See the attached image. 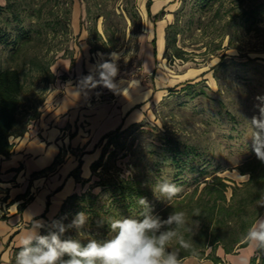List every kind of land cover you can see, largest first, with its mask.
Segmentation results:
<instances>
[{"label": "rangeland", "instance_id": "obj_1", "mask_svg": "<svg viewBox=\"0 0 264 264\" xmlns=\"http://www.w3.org/2000/svg\"><path fill=\"white\" fill-rule=\"evenodd\" d=\"M204 1L0 2V36L3 37L0 67L14 66L27 71L23 76L25 90L21 101L23 121L27 123L33 111L26 108L37 103L38 111L48 90L62 77V60H72L82 51L97 66L99 76L102 64L114 62L119 68L114 81L127 83L140 79L143 86H152L154 79L162 78L163 95L156 101H147V115L140 123L113 136L98 173L90 181L118 176L140 179L151 191L147 201L155 214L171 202L158 199L152 191L163 179L182 186L177 197L188 194L195 185L201 187L215 175L224 178L228 185L227 197L232 186L241 188L237 191L238 198L246 194L241 185L248 174H241L238 166L254 154L248 121L253 116L259 117L264 109V21L244 31L236 30L237 27L228 29L224 24L226 12H234L237 0L215 2L203 11L200 6ZM218 7L221 18L215 14ZM161 9L163 14L154 19L153 15ZM128 11H135L134 20ZM172 22L178 30L175 46L181 50L179 58L173 56L172 46L165 47V27ZM228 30L237 35L228 36ZM153 37L156 56L154 74L150 76V72L144 74L143 66ZM45 67L53 75L52 82H46L38 74ZM104 144L105 140L102 147ZM99 189L96 186L92 191L96 193ZM257 201L249 200L240 220L247 222L262 208L257 206ZM142 210L138 205L132 209V216L139 217ZM127 214L123 212L121 217ZM233 221L231 218L229 225L234 229L228 231L226 241L241 235ZM51 224L48 223L45 232ZM194 232L193 236L185 234L186 238L199 246L196 250L204 248V254L208 253L212 237L201 238L199 223ZM17 252L12 251L10 264H14Z\"/></svg>", "mask_w": 264, "mask_h": 264}, {"label": "crops", "instance_id": "obj_2", "mask_svg": "<svg viewBox=\"0 0 264 264\" xmlns=\"http://www.w3.org/2000/svg\"><path fill=\"white\" fill-rule=\"evenodd\" d=\"M150 45L143 72L151 76L155 59L151 40ZM60 67L62 77L48 90L38 115L29 120L21 134L9 136V154H0V264H10L11 253L19 247V239L30 229L32 220L48 224L69 194L85 189L87 183L76 182L69 175L78 159L80 176L89 178L90 165L100 155L104 134L140 123L147 115V101L163 95L162 78L154 79L152 86H143L140 79H134L127 83L117 80L116 88H107L85 51L72 60H62ZM58 152L62 161L53 170L33 175L50 165ZM255 250L249 244L232 253L218 248V264H239L242 257L249 261ZM184 264L214 262L188 256Z\"/></svg>", "mask_w": 264, "mask_h": 264}, {"label": "trees", "instance_id": "obj_3", "mask_svg": "<svg viewBox=\"0 0 264 264\" xmlns=\"http://www.w3.org/2000/svg\"><path fill=\"white\" fill-rule=\"evenodd\" d=\"M223 1L224 0H205L200 7L204 11L206 8L212 7L215 2L222 4ZM250 1L245 2V0H237L235 2L236 7L234 12H226L227 20L224 24L229 27L228 29L231 27H237L236 30L244 31L252 29V27L258 22L264 21V1ZM148 5L149 1H147L146 6L148 7ZM220 9L221 8L218 7L215 10L217 16H219ZM163 12V9H161L154 14V19H159ZM128 14L131 19L134 20L136 16L135 11H128ZM174 23L175 22H172L165 27V47L168 48L169 45L172 46L174 51L173 56L179 58L181 57V50L177 49L175 46V37L178 30L175 29L176 25H174ZM198 23V25H201L200 18H198ZM226 34L233 37V35H237V32L230 33L228 30ZM23 38L24 36H22L20 40ZM2 41L3 37L0 36V42ZM231 41L232 40H230V42ZM151 44L153 54L156 56L155 37L151 39ZM15 49H17V46ZM12 55L13 54L10 56ZM38 74L41 75L40 78L44 76L43 79L46 82L53 81V75L48 71L47 67H45L44 71H39ZM25 75H27V71H24L23 68L18 69L14 66L0 67V154L5 156L9 154L12 147V143L9 142V136L13 133L21 134L27 125V122L23 121L24 114L23 111H21V101L25 90L23 76ZM40 101L41 100L38 102ZM36 106L37 103H32L26 108L27 111H33L29 120L38 115V111L35 110ZM132 126L134 125L123 129L118 127L104 134L101 140H105V144L101 148L98 159L90 165L91 176L89 178L84 179L80 176V158L78 159L76 167L70 171L69 175L73 176L76 182L81 184L89 183V185L86 189L69 194L61 203L60 209L51 223L60 220L63 223L68 224L75 214L80 211H84L89 219L83 230L84 233L79 234L77 237L76 231L72 229L65 233V237L71 236L73 238L77 237L81 240H86L87 235H92L97 239H106L110 233L108 222L111 219L121 217L123 212L128 213L125 218H136V216H132V209L139 205L137 202L138 198L145 197L148 199L151 197V191L142 185L140 179L118 176V178L116 177L109 180L99 178L97 181L90 182L91 178L98 173L97 169L102 165L101 161L105 153L108 152L106 148L111 144L113 136ZM61 161V153L58 152L50 165L34 172L33 175L51 171ZM238 170L241 174H248L247 180L241 185L244 187L246 194L241 198H238L237 192L239 189L241 190V188H237V186H232L230 188L231 192L229 197H227L226 191L228 185L224 178L215 175L210 181H205L201 187L195 185L188 194L185 193L182 196L177 197L156 213L163 219H166L173 211L183 210L191 217L193 209L199 208L201 210V215L199 217L194 216L192 218L199 222L200 234L202 235L201 238L206 239L207 237H212V239L209 240L210 251L204 254V248L196 250L198 255L195 257L207 258L212 260L214 264H218L221 260L216 255L217 246L220 245L225 253L235 252V248L245 246L247 243L243 239L244 235L249 227L252 226L256 218L264 213V207H262L255 211L247 222L243 219L240 220L244 215L246 208L249 207V200L254 203V201L259 200L261 195L264 194V164H262L256 158L255 154H253L238 166ZM96 186H99L100 189L95 193L92 189ZM105 194L108 195L105 197ZM29 199L30 196L22 202L20 207H22L25 202L29 201ZM137 218L141 217L139 216ZM231 218H234L233 222L238 227V230L241 231V235L237 238L226 241L224 237L228 231L234 229L232 225H229ZM44 225L45 226L40 229V234L42 235L48 233L45 232L48 224ZM49 230H51V228ZM195 241H198V239ZM194 247L196 249L199 246L194 245ZM14 251H19V247H16ZM180 255L182 258L192 256L190 252L186 251H181ZM68 258L69 257L67 256L64 257V259ZM249 264H264V250L256 249L255 253L249 259Z\"/></svg>", "mask_w": 264, "mask_h": 264}, {"label": "clouds", "instance_id": "obj_4", "mask_svg": "<svg viewBox=\"0 0 264 264\" xmlns=\"http://www.w3.org/2000/svg\"><path fill=\"white\" fill-rule=\"evenodd\" d=\"M115 54H113V57ZM100 77L109 89L116 88L114 78L119 68L114 62H106L101 66ZM249 122L252 138V150L256 158L264 164V109L259 117L253 116ZM182 186L168 179H163L152 187L154 195L167 203L182 192ZM142 207L141 218L119 217L108 223L110 233L106 239H97L87 235L86 240L77 238L84 233L88 223V215L84 211L75 214L70 223L53 221L51 230L42 235L39 229L45 225L42 221L32 220L30 229L19 239V251L14 258V264H184L180 250L197 256L192 239L201 210L195 208L191 217L186 211H173L166 219L154 214L147 198H138ZM258 207H264V197L257 201ZM74 229L77 237H65V233ZM243 239L252 248L264 250V217H259L249 227ZM86 241V242H84ZM178 247H173V245ZM69 257L64 259V257ZM239 264H249L246 257Z\"/></svg>", "mask_w": 264, "mask_h": 264}]
</instances>
